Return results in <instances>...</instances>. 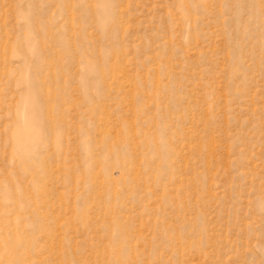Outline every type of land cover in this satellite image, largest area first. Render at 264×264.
<instances>
[{"label":"rangeland","instance_id":"1","mask_svg":"<svg viewBox=\"0 0 264 264\" xmlns=\"http://www.w3.org/2000/svg\"><path fill=\"white\" fill-rule=\"evenodd\" d=\"M0 264H264V0H0Z\"/></svg>","mask_w":264,"mask_h":264},{"label":"bare ground","instance_id":"2","mask_svg":"<svg viewBox=\"0 0 264 264\" xmlns=\"http://www.w3.org/2000/svg\"><path fill=\"white\" fill-rule=\"evenodd\" d=\"M23 126V125H22ZM34 126V125H33ZM24 128H26V127H24ZM29 128V127H28ZM34 130V129H33ZM22 131V130H21ZM21 131H19V132H21ZM32 133V132H31ZM36 134V133H35ZM19 135H21V134H19ZM22 135H24L25 137L24 138H26L29 142H32L31 141V139L30 138H33L32 137V135L30 134V131L29 130H24V131H22ZM21 135V136H22ZM35 136V135H34ZM37 137V136H36ZM35 137V138H36ZM23 139V138H22ZM22 141H24V140H22ZM37 141V140H36ZM34 142V141H33ZM38 142V141H37ZM32 144V143H31ZM34 145V144H33Z\"/></svg>","mask_w":264,"mask_h":264}]
</instances>
